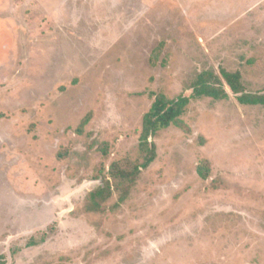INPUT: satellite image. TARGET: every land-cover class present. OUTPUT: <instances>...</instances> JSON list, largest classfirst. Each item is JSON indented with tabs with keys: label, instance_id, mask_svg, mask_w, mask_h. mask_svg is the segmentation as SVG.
Wrapping results in <instances>:
<instances>
[{
	"label": "rangeland",
	"instance_id": "rangeland-1",
	"mask_svg": "<svg viewBox=\"0 0 264 264\" xmlns=\"http://www.w3.org/2000/svg\"><path fill=\"white\" fill-rule=\"evenodd\" d=\"M222 71L264 90V0H0L6 264H264V106ZM203 72L229 98L191 100L125 199L111 181L89 212L112 164L142 163L157 95L192 96Z\"/></svg>",
	"mask_w": 264,
	"mask_h": 264
},
{
	"label": "trees",
	"instance_id": "trees-1",
	"mask_svg": "<svg viewBox=\"0 0 264 264\" xmlns=\"http://www.w3.org/2000/svg\"><path fill=\"white\" fill-rule=\"evenodd\" d=\"M222 78L231 92L236 95L238 102L243 106H264V90L260 92H249L246 90L242 76L239 72L230 73L222 71ZM211 98L215 101H223L229 98V93L222 81L213 72H203L198 75L193 84L192 96L181 95L175 99H168L163 94L156 97L155 102L149 112L143 118V130L140 138L139 148L143 154V160L140 165L133 170H127L128 167L121 163L112 164L109 169V177L103 179V185L94 189L89 194V212H98L102 204L113 194V181L117 190L121 191V201H123L129 192V186L134 184L141 174V170L148 169L156 160L155 146L150 143V138L156 136L159 132L170 128L171 126L183 127L182 117L186 114L187 108L193 99ZM85 119L81 127L87 123ZM82 133L81 130H78ZM125 164V162H123ZM29 246L37 245L32 238ZM0 264H6L3 257H0Z\"/></svg>",
	"mask_w": 264,
	"mask_h": 264
}]
</instances>
